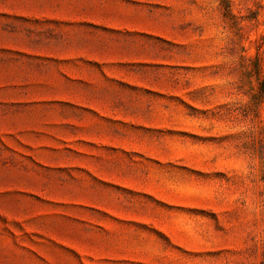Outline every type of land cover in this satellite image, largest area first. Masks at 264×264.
Returning <instances> with one entry per match:
<instances>
[{
	"label": "rangeland",
	"instance_id": "1",
	"mask_svg": "<svg viewBox=\"0 0 264 264\" xmlns=\"http://www.w3.org/2000/svg\"><path fill=\"white\" fill-rule=\"evenodd\" d=\"M97 2L126 23L78 45L118 60L88 70L102 88L66 93L102 114L43 100L37 134L0 137V264H264V0ZM4 9L0 82L64 95L25 49L76 40L30 18L46 6Z\"/></svg>",
	"mask_w": 264,
	"mask_h": 264
},
{
	"label": "crops",
	"instance_id": "2",
	"mask_svg": "<svg viewBox=\"0 0 264 264\" xmlns=\"http://www.w3.org/2000/svg\"><path fill=\"white\" fill-rule=\"evenodd\" d=\"M24 6L39 7L46 6L47 11L40 13L32 12L30 18L37 20H44L50 24L52 35L49 36L51 40H58L61 43H66V41L71 38L76 40L72 46H57L50 47L47 49L39 48H28L25 49V53L32 55L33 57L39 56L46 57L48 60V86L58 87L63 90L64 95H51L47 97L40 98V96H24L23 94H18V84L20 81L15 78V80H7L8 82L2 80L0 82L1 87H5L6 91H9L10 83L15 82V88L11 87V91H15L14 94H1L0 95V137L14 136L16 139L18 136L24 135H34L37 134L44 125L41 122L40 112L33 110V105L39 103L40 101H47L48 103H61L65 104L70 108L75 110H83L93 114V117H97L96 113L102 114V111L96 107H91L93 110L88 111L84 109V104L92 103L95 104L96 98H91L88 101L83 100L79 96H68L67 91L69 88H79L81 86L90 87L93 91L100 89L104 86V76L99 75V77H89L88 70L92 68V64L96 62H110L114 59L112 55L117 54L112 52L110 47L98 48L94 42L91 48L81 47L79 40L84 38V34L88 27L92 29L96 28L97 24H115V27L122 28L123 23H126V19H113L110 15L107 17L101 15L98 9L97 0H0V7L5 8L4 11L10 14H20V8ZM18 32V29L11 31ZM10 31L1 29V33L9 35ZM3 54L7 55H17L24 52L23 49L17 46H7L5 45ZM22 51V52H19ZM120 60V59H119ZM10 70H19L16 67H10ZM38 77V76H36ZM13 83V82H12ZM8 85V86H7ZM4 90V89H3ZM47 118V123L56 122L57 116L52 114ZM71 119L70 117H63L66 121ZM54 126V124H53ZM22 142V139H21ZM18 144V142L16 141ZM22 145V144H21ZM1 148V144H0ZM18 149V146H16ZM1 166V164H0Z\"/></svg>",
	"mask_w": 264,
	"mask_h": 264
},
{
	"label": "trees",
	"instance_id": "3",
	"mask_svg": "<svg viewBox=\"0 0 264 264\" xmlns=\"http://www.w3.org/2000/svg\"><path fill=\"white\" fill-rule=\"evenodd\" d=\"M261 87H263L261 90V97L264 98V79L261 80Z\"/></svg>",
	"mask_w": 264,
	"mask_h": 264
}]
</instances>
